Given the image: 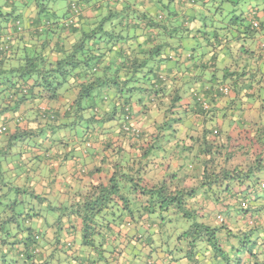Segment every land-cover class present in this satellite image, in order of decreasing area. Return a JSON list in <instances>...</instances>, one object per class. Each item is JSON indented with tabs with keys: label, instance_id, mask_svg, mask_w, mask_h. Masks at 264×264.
<instances>
[{
	"label": "trees",
	"instance_id": "16d2710c",
	"mask_svg": "<svg viewBox=\"0 0 264 264\" xmlns=\"http://www.w3.org/2000/svg\"><path fill=\"white\" fill-rule=\"evenodd\" d=\"M261 36L264 0H0V264H264Z\"/></svg>",
	"mask_w": 264,
	"mask_h": 264
},
{
	"label": "crops",
	"instance_id": "0c3cea01",
	"mask_svg": "<svg viewBox=\"0 0 264 264\" xmlns=\"http://www.w3.org/2000/svg\"><path fill=\"white\" fill-rule=\"evenodd\" d=\"M151 12H155V9L151 8L149 9ZM9 32V31H8ZM260 40L264 41V37L261 36ZM169 63H172L171 61H168L165 63V65H168ZM43 107L41 108H45V104H42ZM261 110L263 111L264 109L259 108L257 105L250 108L249 110L245 111L244 113V118L242 119V122L244 121L246 124H249L248 122L250 121V123H255L257 126H263L264 125V112L261 113ZM240 124V123H239ZM96 147V146H95ZM72 166L73 164L70 162H67L64 164V170L59 172L56 171L55 174L57 175H61L63 177H67L69 176L71 179V174H72ZM56 167V166H55ZM69 177L64 178V182L65 180H70ZM56 184L58 186H61V182H60V178L57 179ZM217 210V209H215ZM139 253V249L138 246H133L131 244H129L128 246H126L123 250V255H127V259L121 258L119 262H117L116 264H145L146 262V257L144 256L143 258H137L134 255ZM142 253H146V250H143ZM137 256V255H136ZM160 264H168V262H166L165 259H161L160 261H158ZM75 264V263H74ZM78 264V263H76Z\"/></svg>",
	"mask_w": 264,
	"mask_h": 264
},
{
	"label": "rangeland",
	"instance_id": "374dc122",
	"mask_svg": "<svg viewBox=\"0 0 264 264\" xmlns=\"http://www.w3.org/2000/svg\"><path fill=\"white\" fill-rule=\"evenodd\" d=\"M62 3H64V2H62ZM57 6H59L61 8L62 6H64V4H60V2H59V5L57 4ZM191 47H192L191 43L187 42L185 44L186 49H191ZM181 221L183 222V220H181ZM171 222H172V224L169 226V229H174L176 226L180 227V225H181L179 219H173ZM185 225L186 224L184 222V226Z\"/></svg>",
	"mask_w": 264,
	"mask_h": 264
}]
</instances>
